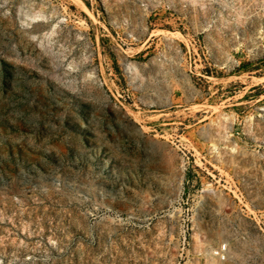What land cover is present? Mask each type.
Here are the masks:
<instances>
[{
	"label": "rangeland",
	"instance_id": "1",
	"mask_svg": "<svg viewBox=\"0 0 264 264\" xmlns=\"http://www.w3.org/2000/svg\"><path fill=\"white\" fill-rule=\"evenodd\" d=\"M0 264H264V0H0Z\"/></svg>",
	"mask_w": 264,
	"mask_h": 264
}]
</instances>
